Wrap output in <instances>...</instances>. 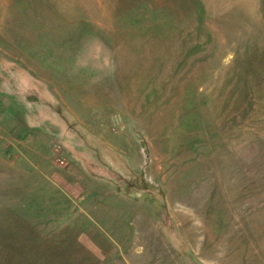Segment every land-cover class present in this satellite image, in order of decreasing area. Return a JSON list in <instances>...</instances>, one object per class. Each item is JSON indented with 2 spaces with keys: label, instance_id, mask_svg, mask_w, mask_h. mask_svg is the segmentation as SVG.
<instances>
[{
  "label": "rangeland",
  "instance_id": "374dc122",
  "mask_svg": "<svg viewBox=\"0 0 264 264\" xmlns=\"http://www.w3.org/2000/svg\"><path fill=\"white\" fill-rule=\"evenodd\" d=\"M0 264H264V0H0Z\"/></svg>",
  "mask_w": 264,
  "mask_h": 264
}]
</instances>
